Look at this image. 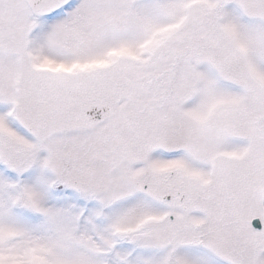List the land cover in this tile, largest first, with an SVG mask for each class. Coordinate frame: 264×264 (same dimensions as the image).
<instances>
[{"label": "snow or ice", "instance_id": "1", "mask_svg": "<svg viewBox=\"0 0 264 264\" xmlns=\"http://www.w3.org/2000/svg\"><path fill=\"white\" fill-rule=\"evenodd\" d=\"M0 264H264V0H0Z\"/></svg>", "mask_w": 264, "mask_h": 264}]
</instances>
